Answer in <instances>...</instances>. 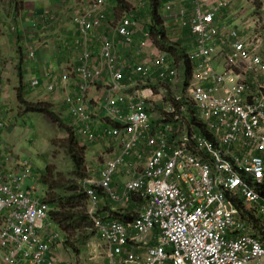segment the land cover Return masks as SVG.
Wrapping results in <instances>:
<instances>
[{"label": "built area", "instance_id": "2783aa9c", "mask_svg": "<svg viewBox=\"0 0 264 264\" xmlns=\"http://www.w3.org/2000/svg\"><path fill=\"white\" fill-rule=\"evenodd\" d=\"M72 1L79 38L70 52L79 51L77 60L63 72L44 69L41 78L31 80V89L43 88L51 102L62 103L82 144L118 146L104 154L98 179L82 185L108 264H264V37L244 40L229 31L219 69L215 49L221 31L215 18L230 0L215 6L193 0L192 9H174L163 0L168 19L195 37L188 54V101L212 139L170 124L159 132L149 114L154 89H130L136 78L173 82L178 69L166 52L149 50L148 35L138 46L139 61L121 59L115 41L134 44L133 14L110 26L109 35L108 0ZM56 21L54 14H43L30 25L38 30ZM92 37L100 44L97 52L89 48ZM25 50L27 58L37 56L34 45ZM242 66L246 77L243 69L238 72ZM73 76L76 90L69 91ZM97 87L100 93L93 98L90 92ZM171 105L166 115L185 125L181 114L187 106ZM5 127L0 103V264H60L52 252L65 237L49 220L51 208L43 196L26 187L33 164L2 144ZM102 196L129 219L103 216Z\"/></svg>", "mask_w": 264, "mask_h": 264}, {"label": "rangeland", "instance_id": "374dc122", "mask_svg": "<svg viewBox=\"0 0 264 264\" xmlns=\"http://www.w3.org/2000/svg\"><path fill=\"white\" fill-rule=\"evenodd\" d=\"M123 1L124 3H118L116 0H108L107 9L110 12V15L107 14V16L109 15L110 17L107 22L108 25L114 26V24H117L126 13L133 15L142 14L141 17L137 15V19L143 18V22L149 20L148 17L146 18V15L148 14L147 11L150 7L151 0ZM256 5L258 9L264 7V0H256ZM161 13L162 15L164 14L162 8ZM263 17L264 16H260V20H262ZM164 20L168 19L165 18ZM106 28L108 27L106 26ZM262 31H264V28ZM176 32L177 31L174 33ZM171 34L173 35L172 31H169V38L172 37ZM144 38L145 36H143V39ZM150 38L152 40V37ZM256 44L257 43H255V45ZM15 46H18V42ZM179 48V50L175 49L171 51L172 53H168L170 64L178 69V77L175 81L170 82L169 85H167L168 82H148L136 78L137 88L151 86L154 89L156 97L149 102V114L155 129L159 132L165 130L164 125L166 124L172 125L175 129L181 128V130L184 131H190L189 129L191 128L188 126V122L185 125L183 123L177 124L174 118L167 116V113H165L166 109L171 104L176 106V102H182L187 106L186 108H188V105L185 104V102L190 103V101H188L187 93V88L189 86L188 79L190 81V75L187 76L184 74L185 58L179 53L182 51V47ZM261 49L264 52V39ZM17 51V55H15L13 59L9 56L0 59L2 69V77L0 78V103L6 120L3 141L1 139L2 144L7 146L9 150L13 151L16 158L30 161L33 164L35 176L38 179L45 175L52 177V174L54 173L57 179L64 180V182L71 180L72 182L77 183L78 186H82L83 182L89 178L97 180L99 177V171L104 164V154L113 153L114 149H109L102 154L101 152L96 153V151L91 153L90 151L94 150L95 146L81 143V140L77 137L78 128L73 125L72 119L68 116V113L65 111L61 102L53 103L50 100L41 99L40 96L34 92L28 94L32 86L31 80L35 75L31 72H23V67H25L26 64L24 61L25 54L22 50ZM69 65L70 64H68L67 69L69 68ZM242 69L244 70V76L246 77L245 66L238 69V72H241ZM21 89L23 90V97L28 102L51 104L53 110L57 114V119L52 120L44 114L26 113L24 107H22L18 100V94L21 92ZM26 90L28 91L25 92ZM40 91H44V89L39 88L36 92ZM193 109L195 108L190 103L189 109H187L189 112L187 111L186 114L190 120H192V117H195V115H193ZM164 120H168V122H164ZM71 129H74L76 132V141L79 146L85 149L86 178L84 180L78 179L74 176L75 168L67 153V140ZM91 146L93 147L90 149ZM110 203L109 200L102 196L100 212L103 216L108 208L111 209L112 205ZM116 208V210H118V207ZM86 226L87 225H85V229L82 232L75 235L76 239L80 236L79 240L69 245L68 243L72 236L66 240L68 242L67 246L73 253V256L70 257L71 260H69L68 263L108 264L105 247L100 242L97 232L94 230L92 224L88 227Z\"/></svg>", "mask_w": 264, "mask_h": 264}, {"label": "crops", "instance_id": "0c3cea01", "mask_svg": "<svg viewBox=\"0 0 264 264\" xmlns=\"http://www.w3.org/2000/svg\"><path fill=\"white\" fill-rule=\"evenodd\" d=\"M169 1L173 4L174 9L181 6L190 9L194 7L193 0ZM219 1L221 0H211L210 4L215 6ZM158 2L160 5V13L162 8L164 12L162 15L163 18L165 17L168 19V13L165 11L164 7L165 2L163 0H159ZM72 6V0H0V59L6 56H9L11 59H13V57L17 55V50H22L25 54L24 61L26 63L25 67H23V72H31L35 75V77L39 78L42 77L44 69H46V71L49 73H58L67 69L68 64H74L77 60L79 51L71 53L70 44L79 38V34L71 21V14L73 10ZM150 8L151 3L147 11L148 14L146 15V18L148 17L149 20H146V22H143V18L137 19V15L141 17L142 14L132 15L137 20V28L134 32V44L132 46L124 47L115 41L114 50L121 59L133 60L135 62L141 59V56L137 52L138 46L141 43L144 35H150V37H152V35L148 32V24L151 20ZM43 14H54L57 16V21L55 23H49L48 26L41 25L44 28L40 27L38 30L32 29L30 20L36 18L38 19V17L42 16ZM107 14L110 15L109 10ZM127 14L128 13L125 15ZM109 15L106 18L105 25L108 27L106 29V33L110 35L112 34V31L109 29L111 25H108L107 23L110 18ZM260 16H264V7L258 9L256 0H230L228 7L221 10V12L216 16L215 24L221 31V37L219 38L217 47L215 49V64L219 69L223 68L224 53L229 48L230 41L227 37L229 31L236 30L239 33V37L244 40H250L251 38L253 39L255 38L256 34L258 36L264 37V31H262L264 28V17L262 20H260ZM164 25L167 29V33H169V31H172L173 33V35L171 34V38H169L170 36L168 35V38L171 42L178 44L184 51H186L187 54H190L195 49V37L191 34L190 30L182 28L178 20H164ZM13 28L15 30H13ZM175 31L177 32L174 33ZM150 37L149 50L155 48L158 51H164L168 54L166 50L161 49V47L155 43L153 37L152 40ZM96 39V37H92L91 42L89 43V48L94 50V52H97L98 46L100 45ZM17 42L18 46H15ZM26 43L34 45L37 49V56L32 60L26 56ZM52 64H60V68L58 69L59 71L53 68ZM1 77L2 69L0 63V78ZM155 81L160 82L157 79L152 82ZM75 85L76 81L75 77L73 76L70 82L71 90L69 88V91H75ZM167 85H169V83H167ZM136 88L137 83L130 89V91ZM27 91L28 90L25 92ZM36 91L31 89L28 94L34 92L35 94L39 95L41 99H47L51 101V97L49 94H47V92ZM99 93V87H97L91 90L90 95L91 97L96 98L98 97ZM93 145L95 146V149L90 151L91 153L96 151V153L101 152L102 154L109 149L102 144ZM92 147L93 146H91L90 149ZM116 147L118 146L114 145L113 148L115 151H118ZM26 187H33L38 193L41 194V196H44L45 194V187L43 186L41 180L35 176V174L31 180L27 182ZM113 210H116V207L112 205L111 209L108 208L105 214L109 216ZM72 254L73 253L67 246L66 241L57 242V246L52 252L53 257H55L61 264H69L68 262L71 260L70 257L73 256Z\"/></svg>", "mask_w": 264, "mask_h": 264}, {"label": "trees", "instance_id": "16d2710c", "mask_svg": "<svg viewBox=\"0 0 264 264\" xmlns=\"http://www.w3.org/2000/svg\"><path fill=\"white\" fill-rule=\"evenodd\" d=\"M116 1L118 3H124L123 0ZM158 1L159 0L151 1V20L148 24V32L152 35L153 40L159 47L168 51V53H172V50H179L180 46L178 44H174L168 38L167 29L164 25V18L159 11L160 5ZM179 53H181L185 58L184 72L185 75L189 76L191 75V63L189 61L188 54L183 49ZM20 91L21 92L18 94V100L22 107H24L26 113L44 114L52 120L57 119V114L53 110V106L51 104L28 102L23 97V90L21 89ZM185 104L188 105V108H186V112L181 114V118L185 121V124L188 122V126L191 127L189 130H195L207 138L212 139L204 124L198 119V117H196L197 115L195 109H193L195 117H192V120L189 119L186 114L190 103L185 102ZM170 117L173 118V116ZM168 120H164V122H168ZM67 141V153L75 168L74 176L78 179L84 180L86 178L85 149L80 147L77 143L76 132L74 129H71ZM40 180L43 186L46 188L43 199L51 207L49 219L63 233L65 241L67 238L72 236L69 243L66 241L68 245L79 240L80 236H78L76 239L75 235L79 232H82L85 229V225H87L86 227L91 225V221L87 214L88 200L83 187L78 186L77 183L72 182L71 180L64 182V180L57 179L54 173L52 174V177L45 175L44 177H41ZM109 217H116L121 220L129 219L128 215L119 210H113Z\"/></svg>", "mask_w": 264, "mask_h": 264}, {"label": "bare ground", "instance_id": "6f19581e", "mask_svg": "<svg viewBox=\"0 0 264 264\" xmlns=\"http://www.w3.org/2000/svg\"><path fill=\"white\" fill-rule=\"evenodd\" d=\"M194 115V114H193ZM186 117V116H185ZM187 120V119H186ZM49 205V204H48ZM51 208V207H50Z\"/></svg>", "mask_w": 264, "mask_h": 264}]
</instances>
